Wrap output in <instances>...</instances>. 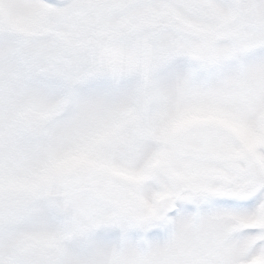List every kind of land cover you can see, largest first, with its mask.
Here are the masks:
<instances>
[{
	"label": "snow or ice",
	"instance_id": "1",
	"mask_svg": "<svg viewBox=\"0 0 264 264\" xmlns=\"http://www.w3.org/2000/svg\"><path fill=\"white\" fill-rule=\"evenodd\" d=\"M0 264H264V0H0Z\"/></svg>",
	"mask_w": 264,
	"mask_h": 264
}]
</instances>
